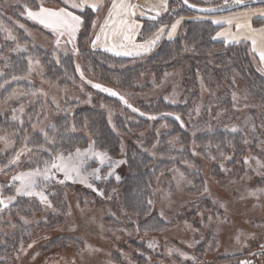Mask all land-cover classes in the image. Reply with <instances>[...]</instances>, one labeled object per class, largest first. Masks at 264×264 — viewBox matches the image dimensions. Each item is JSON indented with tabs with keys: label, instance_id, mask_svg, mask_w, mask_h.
Masks as SVG:
<instances>
[{
	"label": "rangeland",
	"instance_id": "obj_1",
	"mask_svg": "<svg viewBox=\"0 0 264 264\" xmlns=\"http://www.w3.org/2000/svg\"><path fill=\"white\" fill-rule=\"evenodd\" d=\"M193 1L207 7L230 0ZM5 2L7 8L20 6L18 0ZM39 2L37 7L30 9L37 11L41 6L51 9L66 6L63 0H58L60 5L48 0ZM262 4L241 9L260 7ZM171 7L170 10L176 16L173 22H181L177 36L183 22H210L208 18L212 17L188 13L180 0H172ZM14 11L13 23L18 33L14 30L12 35L4 24H0V34L4 40L13 42L16 35L21 34L20 31L24 34L25 16L24 19L36 27L30 48L38 46V34L52 40L55 56H68L76 52V38L68 42L65 35L60 37L57 45L56 35L29 19L25 10ZM26 48L15 42L10 52L0 56V78L11 70L15 73L19 70L13 63V55ZM71 57L78 61L77 56ZM143 59L140 63L137 60L126 64H143L147 57ZM26 64L30 72L25 82L11 80L9 84L12 89L0 98V136L5 137V140H0V199L8 204L0 211V234L6 236L20 232L17 244H12V247L4 241L5 244H0V264H239L243 260L264 264V254L253 255L263 250L264 245V167L257 164V160L264 164V102L256 99L246 81L240 78L234 80L229 110L220 106L222 97H214L216 94L212 95L200 83V99L193 115L188 118L191 125L197 124L199 119H202L201 122L205 119L207 127H201L202 131L240 132L243 137L239 153L235 155L232 148L224 152L209 148L199 155L196 153L198 148L190 142L188 150L191 160L172 165L168 174L161 172L153 179L148 207L140 219L123 209L119 186L127 172L124 145L117 156L107 153L109 159L103 164L94 155L87 156L80 173L86 183H81L79 179L64 180L62 173H55L57 179L47 185L41 183L37 191L44 192L51 207L42 203L38 196H17L15 189L18 181H13L12 177L32 170L30 166L37 165L38 155L28 151L32 149L30 142L36 134L48 131L53 119L62 111L64 102H74L77 104L76 110L83 109L90 105V99L97 92L109 99L123 97L127 103L148 104L158 98L170 104L184 103L180 97L184 83L181 65L164 73L156 81L153 73L143 74L137 90L123 92L100 83L83 69V79L69 87H58L56 83L44 79V70L36 60L30 57ZM26 83H31L35 90L26 89ZM93 84L112 89L118 95L111 96L92 87ZM37 99L41 102V108L34 106ZM102 108H106L111 119L107 105ZM204 108L205 112H202ZM162 116V119L171 118L165 114ZM162 127L161 130H155V136H159V130L167 132L166 127ZM191 130L188 131L190 140L197 132L195 128ZM144 132L139 136L145 137L149 129ZM157 139L148 152L152 156L158 149ZM167 144L169 148L184 150L182 143L175 139ZM89 145H92L90 141L80 149L81 152L88 149ZM93 150L103 152L94 147ZM17 152L21 153L18 162L9 164ZM75 152L76 149L69 153ZM121 160L125 163L111 166L112 161ZM246 160L248 163H245ZM94 170H99L96 175L103 178L96 179L92 175ZM58 180L64 182L59 183ZM88 184L92 187H88ZM52 186L62 190V199H54L47 193V188L52 193ZM93 188L97 191H93ZM10 196L15 197L11 203L7 199ZM19 199L37 202L40 210L30 216L16 214L10 217L9 207Z\"/></svg>",
	"mask_w": 264,
	"mask_h": 264
},
{
	"label": "trees",
	"instance_id": "obj_2",
	"mask_svg": "<svg viewBox=\"0 0 264 264\" xmlns=\"http://www.w3.org/2000/svg\"><path fill=\"white\" fill-rule=\"evenodd\" d=\"M18 1L20 6L14 7L16 11H24L25 8L30 9L31 7L35 8L40 3V0ZM48 1L60 5L58 0ZM188 2L202 6L201 2L198 1L188 0ZM5 3V0H0V24H4L11 32L15 30L18 33L13 23L15 11L11 8L12 6L7 8ZM171 5L172 0H170L168 13L156 23L145 26L141 30L138 39L148 37L150 33L162 25L173 23L176 16L170 10L173 8ZM19 8L20 10H17ZM68 10L83 18V23L76 37L77 50L72 55L55 56L52 40L41 34H39L41 36L36 34L38 46L30 48V43L35 38L32 33H34L36 27L29 20L24 19L25 16H23L25 22L23 25L24 34L20 31L21 34H17L13 42L4 40L0 34V56L10 52L15 42L20 46L27 47L25 51L13 55L15 58L13 63L16 64L19 70L16 73L11 70L0 78V85H3L0 87V98L12 89L9 82L13 80L14 76L20 82H25L24 79L26 76L28 77L30 72L26 62L31 57L44 70V79L56 83L58 87H69L74 82L79 81L83 69L84 72H88L100 83L123 92L137 90L140 77L143 74L153 73L156 81L164 73L175 66L181 65L184 83L182 84L183 91L180 97L182 102L183 100L185 102L170 104L158 98L148 104L143 102L126 104L120 98L109 99L97 92L90 99V105L85 106L83 109L76 110L77 104L74 102H64L62 111L53 119L47 131L50 140L55 141L54 145L45 141L44 134H36L30 142L32 143L33 154L38 155L36 156L37 165L30 166V169L37 167L42 169L44 161L50 159V153L53 151L68 154L77 148L86 147L89 141L94 149L107 152L110 156H117L122 145H124L127 172L119 186L123 209L126 213L139 216L141 219L148 207L147 201L153 179L161 172L168 174L172 165L191 160L192 157L188 150L190 142L198 148L196 153L199 155L209 148L223 152L232 148L235 155L239 153L243 137L240 132L202 131L201 127H207L205 119L203 122H201L202 119H199L197 124L191 125L188 118L193 115L195 106L197 107L200 99V83L203 87H207L212 95L213 93L216 94L214 97H222L223 100H220L219 104L227 110L232 105L230 94L233 90L234 80L246 81L256 99L264 102V71L252 53L249 44L242 43L227 46L223 42L214 39V35L219 29L217 26L208 21H185L182 23L176 39L172 41L162 40L150 55L134 59L116 58L89 48L96 13L90 9H84L83 11ZM188 13L195 14L190 11ZM71 56H77L80 64ZM146 57L147 59L143 64H126L137 60V63H140V60ZM77 68H79V71ZM148 68L151 70L149 71ZM24 87L34 89L31 83L24 84ZM150 88L152 87H146V89ZM105 105L111 112V119L108 117L106 108H102ZM128 105H131V107ZM34 106L37 108L42 107L39 99H37ZM133 108L136 111H133ZM202 112H205V108ZM163 114L171 118L162 119ZM154 116L157 117L149 119V117ZM177 116L180 117L179 122L175 119ZM162 126L166 127V133L160 131L163 128ZM159 128V136H155V130ZM194 128L197 132H194L195 136L190 140L188 131ZM147 129H149V132L146 136L140 137V133H146L144 131ZM156 139L158 149L155 155L152 156L148 152L154 147L153 143ZM173 139L180 141L184 146V150L178 151L169 148L167 143ZM139 143L143 144L139 146ZM40 145H43L48 151L42 150ZM52 188H54L52 193L50 188L46 189L47 193L54 199H62V190L56 186H52ZM39 210L37 202L19 199L9 207L8 211L10 217L13 218V215L16 214H21L23 217L30 216ZM18 234H20L19 231L17 234H7L6 236L1 233L0 244L6 243L12 247V244H17Z\"/></svg>",
	"mask_w": 264,
	"mask_h": 264
},
{
	"label": "snow or ice",
	"instance_id": "obj_3",
	"mask_svg": "<svg viewBox=\"0 0 264 264\" xmlns=\"http://www.w3.org/2000/svg\"><path fill=\"white\" fill-rule=\"evenodd\" d=\"M184 3L187 4L188 0H184ZM63 4L67 7H60L57 9H51L46 7H39L37 11H33L29 8H25L27 13V17L40 25L44 28L50 30L54 35H56V43L59 45L60 37L67 36L68 42L75 40L76 33L79 31L82 23L83 18L80 15L74 14L72 11H69V8L72 9H80L81 11L84 8H90L92 12L97 13L100 11L101 7H103V0H63ZM139 6L134 5L130 2H126V0H112L111 6L108 9L107 16L104 19V23L99 26L100 31L96 33L95 39L91 41L93 48H95L98 42L101 41V37L103 36L104 40L107 41L111 37L122 38L120 39V43L118 45H113L111 47L104 45L106 51L115 52V55H132L130 51H118L116 50L117 47L125 48L126 45L124 41L131 42L133 40V33L139 28V25L136 24L133 17L136 16V11ZM156 16H159L162 11L168 10V0H160V3L155 5ZM190 7H193L190 5ZM201 11L211 12L214 9H201ZM141 15H144L141 12ZM156 16L151 17L155 19ZM180 21H176L171 25V31L168 32L169 39L172 38L174 32L177 29L178 24ZM213 23H219V21H213ZM230 23V21H229ZM93 27H96V22L93 21ZM239 28L240 26L237 25ZM165 31L162 27L158 30L156 36L151 41L146 42L145 44L135 45V47L142 48L145 52L151 51L152 47L155 45L157 40L160 39V35ZM264 31V30H262ZM223 35V33H217V36ZM10 38H12L10 36ZM236 37H233L235 40ZM227 42V41H226ZM253 44V52H256L257 49L255 47L256 40L252 39ZM139 54V53H137ZM260 57V60L264 62V51H259L257 53ZM31 63V62H30ZM79 71V68H77ZM13 79H16L14 76ZM81 79H83V74L81 73ZM3 85H0L2 87ZM92 87L98 88L103 92L108 93L111 96H117L118 93L113 91L109 88H104L99 84H93ZM121 100H124L123 97H120ZM127 104V101H124ZM131 107V105H128ZM136 111L135 108L132 109ZM143 115V113H141ZM149 119H155V117H149ZM177 120L180 119L179 116L176 117ZM235 131V129H233ZM45 141L47 143L53 144L55 143L54 140H50L49 135L47 132L44 133ZM0 140H5V137L0 136ZM40 148L44 151H48V149L44 148L43 145H40ZM28 151H32V149H28ZM21 153L17 152L16 156L9 161V164H16L19 160ZM89 155H94L97 159L100 160L101 164L105 162L108 158L107 152H97L93 150V145H89V148L86 149L84 152H81L79 148L76 149V152L69 153L67 156L63 154V152H56L53 151L50 153V159L44 161L43 169L37 167L32 170L20 172L18 175L12 177L13 181H18V186L16 187V195L17 196H38L42 203H46L48 207H51V203L48 201L47 196L44 194L43 191H37V188L40 186L41 183L47 185L52 180L57 179L55 173H62L64 180H77L79 179L81 183H86V180L80 175L82 171V165L84 163V159L87 158ZM125 163V161H112L111 166L117 167L120 164ZM245 163H248L246 160ZM257 164L260 167H264L259 160H257ZM99 170H94L92 175H95L96 179H102L103 177L96 175V172ZM112 173H109L111 175ZM119 180V176L116 177ZM64 180H58L59 183H63ZM88 187H92L91 184H88ZM93 191H97V189L93 188ZM8 202L11 203L15 197L10 196L7 198ZM151 203V202H149ZM0 205L4 206L5 208L8 207V204L5 203L4 199H0ZM151 246V245H150ZM31 247V245H29ZM264 247V246H262ZM181 255H184L181 253ZM246 264V262H245Z\"/></svg>",
	"mask_w": 264,
	"mask_h": 264
},
{
	"label": "crops",
	"instance_id": "obj_4",
	"mask_svg": "<svg viewBox=\"0 0 264 264\" xmlns=\"http://www.w3.org/2000/svg\"><path fill=\"white\" fill-rule=\"evenodd\" d=\"M92 2V0H90ZM112 0H103V7H101L100 11L96 13V27L92 29L91 32V40H90V49L93 51H99L106 54H109L116 58H122V59H134V58H141L144 56H147L155 51L156 46L162 41V40H173L177 34L180 27L181 22L178 24L176 31L174 32L171 39L168 37V32L171 31V25H162L155 29L154 32L150 33L148 37L144 39H138V36L141 32V30L147 26L152 25L156 23L158 20H160L166 13H168L169 6H170V0H168V10L162 11L159 16H156V10L155 5L160 3V0H126V2H130L134 5L139 6L136 11V16L133 17L136 24L139 25V28L136 30V32L133 33V40L131 42L124 41L126 47L125 48H119L117 47L116 50L118 51H130L132 55H115V52L106 51L104 45L107 44V46L111 47L114 44L118 45L120 43V39L122 38H116L111 37L109 40L105 41L103 36L101 37V41L98 42L97 46L93 48L91 41L95 39L96 33L100 31L99 26L104 23V19L107 16L108 9L111 6ZM67 7V6H64ZM72 9V8H69ZM84 9H90V8H84ZM80 10V9H77ZM91 10V9H90ZM141 12L144 13V15H141ZM156 16L155 19H152L151 17ZM208 20L215 26H218L217 33H223V35L217 36V33L214 36V39L216 41H221L225 45H239L242 43H246L250 45L251 51L258 60V63L260 64L261 68L264 71V62L260 60L259 55L257 54L259 51H264V5L260 7H249L241 10H237L230 13H225L217 16L209 17ZM219 21V23H213V21ZM230 21V23H229ZM237 25L240 27L238 28ZM164 28L165 31L160 35V39L157 40L155 45L152 47L151 51L145 52L142 48L135 47V45H141L145 44L148 41H151L155 38L158 30L160 28ZM233 37H236L235 40H233ZM252 39L256 40V52H253V44ZM227 41V42H226ZM139 53V54H137Z\"/></svg>",
	"mask_w": 264,
	"mask_h": 264
},
{
	"label": "water",
	"instance_id": "obj_5",
	"mask_svg": "<svg viewBox=\"0 0 264 264\" xmlns=\"http://www.w3.org/2000/svg\"><path fill=\"white\" fill-rule=\"evenodd\" d=\"M180 2L190 12H193L195 14L202 15V16H213V15H221V14L229 13V12H232V11H235V10L247 7V6L264 3V0H244V1L230 0L220 5L209 6V7L194 5L190 2L185 4L184 0H180ZM190 5H192L193 7H190ZM201 9H214V11L207 12V11H201ZM2 208L3 206L0 205V211L2 210ZM260 254L261 255L264 254V249L254 252L253 255L256 256ZM245 262L246 264H253L252 260L250 261L243 260V261H240L239 264H245Z\"/></svg>",
	"mask_w": 264,
	"mask_h": 264
},
{
	"label": "flooded vegetation",
	"instance_id": "obj_6",
	"mask_svg": "<svg viewBox=\"0 0 264 264\" xmlns=\"http://www.w3.org/2000/svg\"><path fill=\"white\" fill-rule=\"evenodd\" d=\"M263 249H264V247H263Z\"/></svg>",
	"mask_w": 264,
	"mask_h": 264
}]
</instances>
